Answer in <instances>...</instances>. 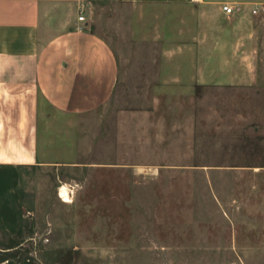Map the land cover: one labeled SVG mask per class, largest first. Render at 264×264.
<instances>
[{
	"label": "rangeland",
	"instance_id": "1",
	"mask_svg": "<svg viewBox=\"0 0 264 264\" xmlns=\"http://www.w3.org/2000/svg\"><path fill=\"white\" fill-rule=\"evenodd\" d=\"M102 1L80 14L117 42V86L75 121L74 164L5 172L16 192L0 218V264H264V0H214L212 11L235 8L231 23L211 56L184 57L168 48L191 42L183 17H160L158 39L139 48L123 42L122 22L107 23L123 9ZM177 63L241 83L175 85Z\"/></svg>",
	"mask_w": 264,
	"mask_h": 264
},
{
	"label": "crops",
	"instance_id": "2",
	"mask_svg": "<svg viewBox=\"0 0 264 264\" xmlns=\"http://www.w3.org/2000/svg\"><path fill=\"white\" fill-rule=\"evenodd\" d=\"M113 1L123 9V14L107 15V23L122 22L123 42L134 37L141 43L139 48L158 39L161 31L156 28L160 17L174 13L179 19L183 17L182 21L191 27L187 34L191 42L169 45L176 57L196 55L197 49L204 50L203 56H211L213 38L224 36L222 30L234 15L226 14L222 6H215L212 11L209 5L217 2L214 0ZM103 3L102 0H0V185H5L6 191L3 194L0 187V218L4 211L15 207L12 204L15 181L5 176V172L74 164L79 153L75 121L96 111L115 91L121 73L117 42L103 35L89 18L79 20L80 10L84 12L90 6L96 10ZM162 7L170 11L165 12ZM135 15L140 32L139 27L132 26ZM213 25L219 26V33L213 34ZM149 29H156V34L148 35ZM169 29L164 31L168 34ZM167 36L174 40V36ZM182 48L188 52L181 54ZM159 72L163 78V71ZM231 73L227 71L213 80L209 64L196 77L188 65L181 69L177 63L171 68V79L175 85L180 84L181 78L198 85L241 83L240 76ZM7 201H11L10 208L4 203Z\"/></svg>",
	"mask_w": 264,
	"mask_h": 264
},
{
	"label": "built area",
	"instance_id": "3",
	"mask_svg": "<svg viewBox=\"0 0 264 264\" xmlns=\"http://www.w3.org/2000/svg\"><path fill=\"white\" fill-rule=\"evenodd\" d=\"M223 11L226 13V14H228V15H232V14H234L235 13V8L232 6V5H224L223 7ZM258 9L259 8H256V9H254V13H256L257 11H258ZM82 12V11H81ZM79 20L80 21H85V16L83 15V14H80L79 15Z\"/></svg>",
	"mask_w": 264,
	"mask_h": 264
},
{
	"label": "bare ground",
	"instance_id": "4",
	"mask_svg": "<svg viewBox=\"0 0 264 264\" xmlns=\"http://www.w3.org/2000/svg\"><path fill=\"white\" fill-rule=\"evenodd\" d=\"M60 197L63 198L64 201H69L70 200V195L68 192V188L66 186H62L60 189Z\"/></svg>",
	"mask_w": 264,
	"mask_h": 264
}]
</instances>
